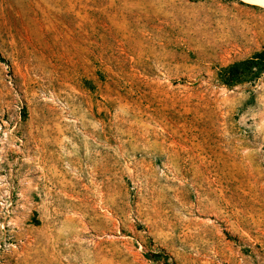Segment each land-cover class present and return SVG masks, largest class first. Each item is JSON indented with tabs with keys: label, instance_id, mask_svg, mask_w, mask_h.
Wrapping results in <instances>:
<instances>
[{
	"label": "rangeland",
	"instance_id": "374dc122",
	"mask_svg": "<svg viewBox=\"0 0 264 264\" xmlns=\"http://www.w3.org/2000/svg\"><path fill=\"white\" fill-rule=\"evenodd\" d=\"M263 49L264 0H0V264H264Z\"/></svg>",
	"mask_w": 264,
	"mask_h": 264
},
{
	"label": "trees",
	"instance_id": "16d2710c",
	"mask_svg": "<svg viewBox=\"0 0 264 264\" xmlns=\"http://www.w3.org/2000/svg\"><path fill=\"white\" fill-rule=\"evenodd\" d=\"M263 71L264 49L256 52L250 58L239 64L222 68L218 75L225 85H233L243 76L249 75L250 77H258ZM147 259L151 262H155L153 254H148Z\"/></svg>",
	"mask_w": 264,
	"mask_h": 264
}]
</instances>
